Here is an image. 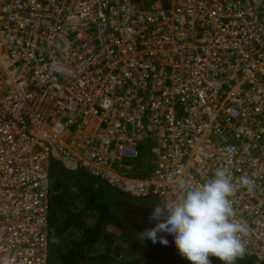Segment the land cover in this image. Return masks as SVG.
I'll use <instances>...</instances> for the list:
<instances>
[{"label":"built area","instance_id":"obj_1","mask_svg":"<svg viewBox=\"0 0 264 264\" xmlns=\"http://www.w3.org/2000/svg\"><path fill=\"white\" fill-rule=\"evenodd\" d=\"M53 164L153 206L226 169L264 264V0H0V264H49Z\"/></svg>","mask_w":264,"mask_h":264},{"label":"clouds","instance_id":"obj_2","mask_svg":"<svg viewBox=\"0 0 264 264\" xmlns=\"http://www.w3.org/2000/svg\"><path fill=\"white\" fill-rule=\"evenodd\" d=\"M239 183L249 193L254 192L255 183L249 177H240ZM234 192L232 177L226 169L218 168L214 178L194 186H182L180 195L172 202L156 206L142 202L141 205L153 206L148 220L154 226L141 232L140 239L153 243L159 240L167 245L168 240L158 236L167 234L190 264H212V258L221 264H235L246 253L245 238L250 235V228L246 222L235 219Z\"/></svg>","mask_w":264,"mask_h":264},{"label":"rangeland","instance_id":"obj_3","mask_svg":"<svg viewBox=\"0 0 264 264\" xmlns=\"http://www.w3.org/2000/svg\"><path fill=\"white\" fill-rule=\"evenodd\" d=\"M141 167V169L136 172L126 173L128 177H144L147 175L149 170L151 169V165L148 162L146 156L142 158L140 162L137 163ZM62 176L55 177L51 175V201L53 205V217L52 220L54 224L61 228L59 232L58 241L62 244L55 245V242L50 241V258L49 264H65L59 261L58 254L53 252L54 245L56 249H60L61 253H65V243H68L70 246L73 244L71 241H78L82 238V232L78 231L74 226L72 228H62L66 217L68 216V212L78 213L83 210L85 201L84 194L82 191L74 184V179L76 175L71 171H66L62 167H60ZM52 171V170H51ZM100 185V184H99ZM98 192V189H95ZM123 198H125L123 196ZM131 200V199H129ZM131 202H139L134 201ZM60 203H62L60 205ZM60 205V206H59ZM99 217V218H98ZM103 217V218H102ZM109 218L108 214H98L97 210H88L85 211L81 216V220L85 224L86 228H93L95 225L99 224L104 231L103 234H107L110 236V241L103 245L101 243H95L92 245L91 251L87 254V257L94 258L99 254H104L108 259L103 261V264H128L127 258L125 259L126 252L130 250V247L133 246V255L134 257L131 259L130 264H154L152 261L149 262V258L147 255H158L162 257L156 250L150 249L140 238L136 237L125 225L119 224L115 225V220L112 222L107 221ZM98 222V223H97ZM115 222V223H114ZM52 230V226H50ZM131 238H135V242L132 241ZM133 244V245H132ZM120 247L123 251L120 256H114V249ZM144 252L146 254H144ZM146 255V256H145ZM124 257V258H123ZM127 257V256H126ZM125 259L127 262H124ZM100 260H95V262H99ZM183 261L180 260L179 263H173L170 261H165V264H184ZM235 264H256L254 261L248 262H237Z\"/></svg>","mask_w":264,"mask_h":264},{"label":"trees","instance_id":"obj_4","mask_svg":"<svg viewBox=\"0 0 264 264\" xmlns=\"http://www.w3.org/2000/svg\"><path fill=\"white\" fill-rule=\"evenodd\" d=\"M51 175L57 177H61V170L56 166V164H53L52 166ZM76 178L74 179V184L82 191L84 194V201L85 205L83 210H81L78 213H72L68 212V216L66 217L63 227L64 229L72 228L73 226L78 231H81L82 238L78 241H71L73 244L70 246L68 243H65V253H61L60 249H56V244H61L58 241L59 232L61 231V228L58 227L56 224H54L52 217H53V205L51 201V212L49 217V225L52 226V230L49 234V239L52 242H55V245L53 247V252L55 251V254H58V259L62 263L65 264H103V261L108 259L104 254H99L98 256H95L94 258L87 257V254L91 251L92 245L95 243H101L104 242L105 239L110 241V236L107 234H103L104 231L102 230L101 226L99 224L95 225L93 228H86L85 224L81 220V216L84 214L85 211L88 210H97L98 214H108L109 218L107 221L112 222L113 219H116L115 225H117V222L121 225H125L134 235L135 232L132 231L130 227H128L121 219L120 211H118L115 208V204L119 199H122L123 196L117 193L116 191L108 188L105 184L97 182L95 180L89 179V177L84 173H76ZM100 184V185H99ZM95 189H98V192L95 191ZM62 203H60L61 205ZM59 205V206H60ZM99 218V217H98ZM103 218V217H102ZM98 223V222H97ZM113 223V222H112ZM132 241H136L135 238H131ZM105 243V242H104ZM62 245V244H61ZM133 245V244H132ZM61 248V246L59 245ZM133 246L130 247V250L126 252L125 259L127 258L128 264L131 263V259L134 257L133 255ZM134 250V249H133ZM114 256L118 257L122 253V249L120 247L115 248L114 250ZM144 254H146L144 252ZM146 256V255H145ZM149 258V262H153L154 264H165V261L170 263V261L165 257H160L158 255H147ZM124 258V257H123ZM125 259H123L124 262H127ZM213 262L212 264H221V262L215 258H212ZM95 260H100L98 262H95ZM180 260H182L184 264H190L189 261H187L185 258H183L180 254L176 258V260L173 263H179ZM257 264V263H256Z\"/></svg>","mask_w":264,"mask_h":264},{"label":"water","instance_id":"obj_5","mask_svg":"<svg viewBox=\"0 0 264 264\" xmlns=\"http://www.w3.org/2000/svg\"><path fill=\"white\" fill-rule=\"evenodd\" d=\"M152 207L151 205L135 204L127 199H119L115 204V208L120 211L122 221L139 234V236L145 229L154 226L148 220ZM159 235H163L168 240L167 245L161 244L159 240L156 243L147 239L143 241L150 249L156 250L162 257L174 262L180 253L174 245L173 238L167 234Z\"/></svg>","mask_w":264,"mask_h":264},{"label":"flooded vegetation","instance_id":"obj_6","mask_svg":"<svg viewBox=\"0 0 264 264\" xmlns=\"http://www.w3.org/2000/svg\"><path fill=\"white\" fill-rule=\"evenodd\" d=\"M133 203H135V202H133ZM135 204H140V205H141V204H142V202H140V203H139V202H137V203H135ZM132 231H134V230H132ZM134 232H135V231H134ZM135 236H136V237H138V238H140L139 234H137L136 232H135Z\"/></svg>","mask_w":264,"mask_h":264},{"label":"crops","instance_id":"obj_7","mask_svg":"<svg viewBox=\"0 0 264 264\" xmlns=\"http://www.w3.org/2000/svg\"><path fill=\"white\" fill-rule=\"evenodd\" d=\"M104 242H105V243H104ZM104 242H103V245H104V244H106V243L108 242V240H107V239H105V240H104Z\"/></svg>","mask_w":264,"mask_h":264}]
</instances>
